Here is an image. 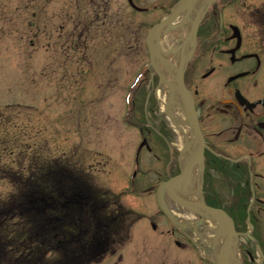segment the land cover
Here are the masks:
<instances>
[{"label": "rangeland", "instance_id": "rangeland-1", "mask_svg": "<svg viewBox=\"0 0 264 264\" xmlns=\"http://www.w3.org/2000/svg\"><path fill=\"white\" fill-rule=\"evenodd\" d=\"M152 1L0 0V167L25 175L36 160L56 158L108 192L107 210L119 201L138 217L127 237L121 229L119 245L81 264H209L159 212L156 193L148 191L167 168L152 161L144 147L134 165L140 133L146 136L148 122L156 121L149 109L142 111L140 90L150 86L136 23L140 19L144 29L160 14L139 15L134 5ZM233 4L225 11L228 20L241 22L245 32L258 31L247 24L249 10L256 8L264 30V0ZM165 94L161 88L157 96L163 100ZM170 135L179 143L177 134ZM147 137L149 144L159 143ZM14 188L0 176V203ZM168 207L179 219L193 217L181 206ZM20 252L4 248L0 264L11 263Z\"/></svg>", "mask_w": 264, "mask_h": 264}, {"label": "flooded vegetation", "instance_id": "flooded-vegetation-1", "mask_svg": "<svg viewBox=\"0 0 264 264\" xmlns=\"http://www.w3.org/2000/svg\"><path fill=\"white\" fill-rule=\"evenodd\" d=\"M176 1L154 0L146 6H133L139 15L147 17L160 12L144 29L142 21L137 19L136 42L147 58L141 67L157 109L160 114L164 113L157 96V91L164 88L165 109L169 108L182 120L190 137L180 144L173 143L170 133L178 134L177 131L171 128L168 131V122L157 117L159 113L154 111L150 115H155L156 121L149 123L146 136L140 133L136 154L138 156L144 147L155 158L152 161L167 168L162 177H157L159 184L178 173L181 153L193 143L195 147L200 146L195 177L199 179L194 200L197 212L183 208L193 217L183 218L180 232L190 241L195 237L203 250V258L213 264L209 259L214 256L210 246L218 222L211 219L207 209H220L226 213L233 230L224 262L264 264V30H259L261 10L252 8L247 17V24L258 31L245 32L241 22L227 19L225 11L235 0H216L209 4L195 34L191 27L197 7L195 11L181 12L159 27ZM203 1L195 0V3ZM192 122L198 129L196 136ZM148 135L156 137L159 143L149 144Z\"/></svg>", "mask_w": 264, "mask_h": 264}, {"label": "trees", "instance_id": "trees-1", "mask_svg": "<svg viewBox=\"0 0 264 264\" xmlns=\"http://www.w3.org/2000/svg\"><path fill=\"white\" fill-rule=\"evenodd\" d=\"M0 176L15 187L0 203V251H21L9 264H81L119 245L122 228L129 234L130 211L107 210L103 191L65 162L36 160L25 175L2 166Z\"/></svg>", "mask_w": 264, "mask_h": 264}, {"label": "water", "instance_id": "water-1", "mask_svg": "<svg viewBox=\"0 0 264 264\" xmlns=\"http://www.w3.org/2000/svg\"><path fill=\"white\" fill-rule=\"evenodd\" d=\"M191 1L192 0H180L177 7L174 9V11L168 16V18L166 19V22H168L171 18H173L179 11H181L182 9L186 8V7H189L190 4H191ZM197 21H198V18H196V20L194 21L193 23V32L195 33V30H196V24H197ZM180 78H181V72H180ZM192 126H193V129L195 130V132L197 133V128L195 126V123L192 122ZM201 154V151H200V148H199V151L197 150L196 151V154L191 158V160L188 162V164L182 169V171L180 172V174L176 175L175 177H173L172 179H170L169 181H166L164 183H162L160 185V188L163 186L165 188V190L167 191L168 193V196L170 198H172L175 202H177L178 204L182 205V206H189L190 207V201L188 200H184L182 199L181 197L173 194L171 192V185H176L177 182H180V180L191 170L192 166L194 165V163L197 161V159L199 158ZM160 188L158 189V192H157V201H158V204L160 205V207L163 209V211L171 218L166 206L164 205L163 203V200L161 198V195H160ZM212 216L213 217H216L218 220H220V222H223V220H225V216L223 213L221 212H218V211H212ZM221 252L222 251V248L216 253V258H217V264H224L221 260Z\"/></svg>", "mask_w": 264, "mask_h": 264}, {"label": "bare ground", "instance_id": "bare-ground-1", "mask_svg": "<svg viewBox=\"0 0 264 264\" xmlns=\"http://www.w3.org/2000/svg\"><path fill=\"white\" fill-rule=\"evenodd\" d=\"M183 132V137L184 138H188L189 134L188 131H182ZM190 155V150L185 151L184 153L181 154L180 156V166H184L188 157ZM197 179H192V180H186V179H182L180 182H178L175 191L177 193H179L181 196L186 197V198H195L197 191L195 190H190V188L194 187V183ZM221 239L220 237L217 238V242H220ZM227 246H229V244H226Z\"/></svg>", "mask_w": 264, "mask_h": 264}]
</instances>
